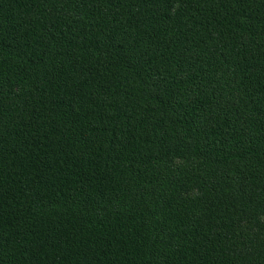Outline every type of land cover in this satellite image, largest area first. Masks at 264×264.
Returning a JSON list of instances; mask_svg holds the SVG:
<instances>
[{
    "label": "trees",
    "instance_id": "obj_1",
    "mask_svg": "<svg viewBox=\"0 0 264 264\" xmlns=\"http://www.w3.org/2000/svg\"><path fill=\"white\" fill-rule=\"evenodd\" d=\"M0 264H264V0H0Z\"/></svg>",
    "mask_w": 264,
    "mask_h": 264
}]
</instances>
